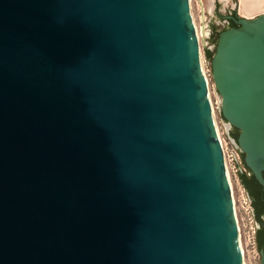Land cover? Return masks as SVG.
Segmentation results:
<instances>
[{
  "label": "water",
  "instance_id": "water-1",
  "mask_svg": "<svg viewBox=\"0 0 264 264\" xmlns=\"http://www.w3.org/2000/svg\"><path fill=\"white\" fill-rule=\"evenodd\" d=\"M238 5L209 66L264 264V0ZM237 224L189 0H0V264H244Z\"/></svg>",
  "mask_w": 264,
  "mask_h": 264
},
{
  "label": "rangeland",
  "instance_id": "rangeland-1",
  "mask_svg": "<svg viewBox=\"0 0 264 264\" xmlns=\"http://www.w3.org/2000/svg\"><path fill=\"white\" fill-rule=\"evenodd\" d=\"M239 0H190V5L193 13L194 22L196 28L199 33V44L201 55L203 58L204 71L205 76L207 78V84L209 89V95L211 99V103L213 106V110L215 111V120L217 124V128L219 131V135L221 138V142L223 145V150L225 154V159L227 163V169H229V178L231 182L233 201L235 206V213L237 218L238 226L241 231V245L244 254V262L245 264H259L260 256L258 250L254 252L251 245L248 242V232L251 231L250 228L254 226V219L252 217L250 211V205L248 203L246 192L238 178L237 169L235 166V160L237 161L238 167L241 171L245 173L247 178L249 179V173L242 164V161L239 157L237 150L231 144L226 132L224 130L223 121L218 112V97L213 89V83L211 80V71L209 64L205 58V49L209 48V41L207 36V30H213L214 27H217L219 24L216 22L215 18H210L211 16H215V10H231L234 13H237L239 10ZM253 15V14H252ZM249 15V16H252ZM203 29L205 31V35L203 34ZM219 30H221L219 28Z\"/></svg>",
  "mask_w": 264,
  "mask_h": 264
},
{
  "label": "flooded vegetation",
  "instance_id": "flooded-vegetation-1",
  "mask_svg": "<svg viewBox=\"0 0 264 264\" xmlns=\"http://www.w3.org/2000/svg\"><path fill=\"white\" fill-rule=\"evenodd\" d=\"M235 15L234 11L231 10H215V16H211L210 18H215L216 22H218V26L214 27L212 31H210L209 29L207 30V36H208V41H209V48H213L215 45V39L218 38L219 33H221L222 31L228 29V28H232V27H236V25L233 23V21L229 18H224V17H233ZM219 28L221 30H219ZM210 49V50H211ZM249 203V202H248ZM251 211V209H250ZM252 214V212H251ZM253 217V215H252ZM254 228H255V245H256V249L258 250V244H257V235H256V226H255V222H254ZM258 252L260 253V251L258 250Z\"/></svg>",
  "mask_w": 264,
  "mask_h": 264
},
{
  "label": "built area",
  "instance_id": "built-area-1",
  "mask_svg": "<svg viewBox=\"0 0 264 264\" xmlns=\"http://www.w3.org/2000/svg\"><path fill=\"white\" fill-rule=\"evenodd\" d=\"M226 161V160H225ZM251 231L248 232V242L251 245L252 249L254 250V252H256V245H255V228L254 226H252V228H250ZM240 243H241V231H240ZM242 246V245H241Z\"/></svg>",
  "mask_w": 264,
  "mask_h": 264
},
{
  "label": "bare ground",
  "instance_id": "bare-ground-1",
  "mask_svg": "<svg viewBox=\"0 0 264 264\" xmlns=\"http://www.w3.org/2000/svg\"><path fill=\"white\" fill-rule=\"evenodd\" d=\"M189 2H190V0H189ZM195 27H196V25H195ZM198 28V27H197ZM196 28V31H197V35H198V37H199V33H198V29ZM214 113H215V111H214ZM215 118H216V116H215ZM216 128H217V124H216ZM217 132H218V136H219V140H220V143H221V146H222V150H223V145H222V142H221V138H220V135H219V131H218V128H217ZM223 153H225L224 152V150H223ZM224 157H225V154H224ZM226 160V159H225ZM226 165H227V163H226ZM228 171H229V169H228ZM230 184H231V182H230ZM232 189V188H231ZM233 204H234V201H233ZM234 209H235V206H234ZM238 225V224H237ZM238 230H239V234H240V227L238 226ZM244 252H243V249H242V246H241V254H242V258H243V262H244V254H243ZM244 264H245V262H244Z\"/></svg>",
  "mask_w": 264,
  "mask_h": 264
},
{
  "label": "trees",
  "instance_id": "trees-1",
  "mask_svg": "<svg viewBox=\"0 0 264 264\" xmlns=\"http://www.w3.org/2000/svg\"><path fill=\"white\" fill-rule=\"evenodd\" d=\"M216 41H217V38L215 39V44H216ZM204 52H205V58H206V60H207V62L209 64L210 61H211L212 55H213V50L205 49ZM220 117H221V115H220Z\"/></svg>",
  "mask_w": 264,
  "mask_h": 264
}]
</instances>
